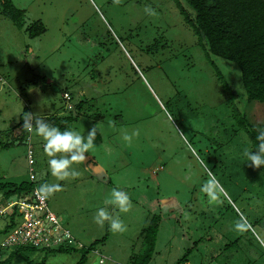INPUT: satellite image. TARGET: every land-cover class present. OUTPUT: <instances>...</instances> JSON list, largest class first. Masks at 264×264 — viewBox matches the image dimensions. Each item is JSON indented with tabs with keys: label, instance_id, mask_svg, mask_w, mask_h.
I'll list each match as a JSON object with an SVG mask.
<instances>
[{
	"label": "rangeland",
	"instance_id": "1",
	"mask_svg": "<svg viewBox=\"0 0 264 264\" xmlns=\"http://www.w3.org/2000/svg\"><path fill=\"white\" fill-rule=\"evenodd\" d=\"M11 1L23 17L19 26L0 5V76L8 80L0 83V183L60 184L47 195L50 210L75 240L98 241L104 264H131L143 252L142 231L153 216L160 222L149 264H176L187 250L182 264H264V172L245 163L242 152L253 147L234 117L237 109L251 124H264V103L245 100L237 65L205 57L173 0ZM37 22L44 32L30 37ZM65 91L84 103L69 128L86 135L96 125L98 131L95 146L74 165L79 175L57 180L35 133L30 173L17 126L27 105L34 117L55 125ZM133 131L124 142L123 134ZM209 170L218 182L211 203L200 191ZM113 188L128 193L126 213L104 204ZM4 193L0 208L16 197ZM99 207L119 216L125 230L95 223ZM241 216L248 227L238 233L233 222ZM8 221L0 220V230ZM3 239L0 264L44 258V264H76L80 257L38 250L7 261L12 249L2 247ZM87 264L98 261L91 255Z\"/></svg>",
	"mask_w": 264,
	"mask_h": 264
},
{
	"label": "trees",
	"instance_id": "2",
	"mask_svg": "<svg viewBox=\"0 0 264 264\" xmlns=\"http://www.w3.org/2000/svg\"><path fill=\"white\" fill-rule=\"evenodd\" d=\"M173 2L185 23L193 30L199 46L204 51L205 57L210 60L211 56H215L237 65L240 71L239 81L245 100L248 103L251 101L264 103V0H173ZM0 5L5 17L21 26L23 11L16 8L11 0H0ZM28 31L30 32L29 36L34 37L42 34L44 28L37 22L32 24L28 28ZM215 71L223 88L229 92L230 97L233 99L235 95L231 86L225 81L219 70L215 69ZM68 93L74 104V110L65 115V101L63 99L64 106L60 110L62 112L58 113L53 121L55 126L62 130L69 128L79 118V113L84 104L83 101L76 104L73 94ZM25 113H30L28 105L23 108L20 114V123L17 126L21 130V137L18 140L22 145H24L27 135L26 130L22 127ZM234 117L239 127L247 133L253 147L256 143V130L258 127L264 126V124H251L246 116L237 109L234 110ZM35 118L33 116V119ZM7 146L8 143L5 147ZM32 146L35 153L34 143H32ZM253 150L255 151V149ZM261 168L264 172V167ZM35 188H38V186L34 181H25L20 184L10 182L0 183V191H5V198L16 196L18 199H24L26 196H30ZM9 220V224L7 223L0 230V235H7L15 227L14 215L10 216ZM159 222L160 217L153 216L147 227L143 229V252L133 257L131 264L150 263L155 253ZM63 225L69 228L67 225ZM98 245V241L90 245H84L76 240V242H67L55 248H37L31 245L5 248L12 249L7 261H11L14 256L24 251L33 252L40 250L49 254H68L77 251L80 253V257L76 264H87L91 255L95 257L93 253L95 250H99L102 255ZM189 255L190 250H187L184 257L176 264L187 262ZM45 260L44 258L39 264H44Z\"/></svg>",
	"mask_w": 264,
	"mask_h": 264
},
{
	"label": "clouds",
	"instance_id": "3",
	"mask_svg": "<svg viewBox=\"0 0 264 264\" xmlns=\"http://www.w3.org/2000/svg\"><path fill=\"white\" fill-rule=\"evenodd\" d=\"M145 13L149 16L154 15L150 7H145ZM113 122L108 121V126L111 128ZM22 127L29 134L35 133L43 141V152L49 157L47 166L51 176L57 180H63L68 177H76L79 175L74 165L76 162L85 158V153L91 150L95 145L94 141L97 136L98 128L96 125L88 129L87 134L72 128H64L63 130L49 122L25 113ZM137 135L133 131L130 135L125 133L122 136L124 142L130 143L132 138ZM255 141L253 148H245L242 156L245 158V163L250 164L253 168L264 167V126H260L256 130ZM255 149V151L253 150ZM61 185L58 183H42L37 191L44 195H51L58 192ZM200 191L204 193L209 203L216 201L218 198V182L212 176L209 170V178L201 184ZM105 205H111L118 209L119 213H126L130 207V199L127 192L113 188L110 194L104 200ZM93 220L98 225H103L106 221L108 228L112 232H123L125 226L119 216L115 218L109 214L106 207H99L93 216ZM248 227L246 219L241 216L233 222V229L236 232H242ZM98 264H104L102 258H98Z\"/></svg>",
	"mask_w": 264,
	"mask_h": 264
},
{
	"label": "built area",
	"instance_id": "4",
	"mask_svg": "<svg viewBox=\"0 0 264 264\" xmlns=\"http://www.w3.org/2000/svg\"><path fill=\"white\" fill-rule=\"evenodd\" d=\"M63 99L65 101L64 114L67 115L74 110V104L68 92L63 94ZM33 134L34 132L32 134L27 132L24 142L30 173H34L33 166L36 163L32 146ZM37 189L35 188L30 196H26L24 199L15 197L14 200L0 208V220L14 215L15 225L4 236L2 247L31 245L37 248H55L67 242H76L71 230L64 226L61 219L50 210L47 196ZM93 253L97 260L102 258L105 263V257L100 254L99 250H95Z\"/></svg>",
	"mask_w": 264,
	"mask_h": 264
},
{
	"label": "crops",
	"instance_id": "5",
	"mask_svg": "<svg viewBox=\"0 0 264 264\" xmlns=\"http://www.w3.org/2000/svg\"><path fill=\"white\" fill-rule=\"evenodd\" d=\"M6 81H8L7 79H5L4 77L0 76V83L1 85H3L5 87V85H7ZM12 133V132H11ZM5 134L8 135V130H5ZM15 138V137H14ZM13 138V139H14Z\"/></svg>",
	"mask_w": 264,
	"mask_h": 264
}]
</instances>
